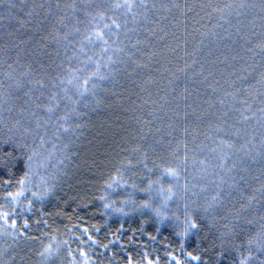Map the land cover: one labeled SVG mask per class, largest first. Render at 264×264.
Segmentation results:
<instances>
[{
    "label": "trees",
    "instance_id": "16d2710c",
    "mask_svg": "<svg viewBox=\"0 0 264 264\" xmlns=\"http://www.w3.org/2000/svg\"><path fill=\"white\" fill-rule=\"evenodd\" d=\"M7 2L0 7V231L18 239L0 243L16 246L14 264H199L189 252L210 264L248 257L247 241L264 227V0H143L146 7L141 0H27L31 16L18 8L9 15ZM126 3L131 9L116 6ZM17 18L30 23L21 27ZM137 147L157 172L176 168L201 203L219 191L221 177L235 183L223 185L217 217L231 222L229 211L254 197L222 248L223 221L210 224L211 213H194L200 227L177 235L180 186L166 201L168 185H153L159 212L104 208L115 201L130 211L133 200L147 198L122 186L145 183L134 174L144 171ZM224 155L245 158L248 171H223ZM129 161L139 168L129 170ZM53 185L43 200L31 195ZM49 244L58 253L45 260L39 253Z\"/></svg>",
    "mask_w": 264,
    "mask_h": 264
},
{
    "label": "snow or ice",
    "instance_id": "6c2138e0",
    "mask_svg": "<svg viewBox=\"0 0 264 264\" xmlns=\"http://www.w3.org/2000/svg\"><path fill=\"white\" fill-rule=\"evenodd\" d=\"M5 6V0H0V7H4ZM27 6V0H21L20 4H16L14 2H11V0H8L7 4H6V8L8 10V14L12 15V10L14 9H19V11L21 13H24V9ZM117 7H121V6H125L128 7L129 9H131L132 5L126 3L125 5H116ZM141 6L142 7H146V5L143 4V0H141ZM243 6V5H242ZM41 7H43V5H41ZM177 7H179V5H177ZM229 7H231L229 5ZM262 8H264V4L261 5ZM27 16H31L32 12H26L24 13ZM17 23L21 26L24 27L27 23H30V21H25L23 19H19L17 18ZM37 27H40V25L38 24ZM120 26L117 25V28H119ZM16 31H19V29L17 28ZM10 35H15L16 32H10ZM31 39V38H30ZM133 47H135V45H133ZM261 51L264 52V44H262L261 46ZM122 51V49H121ZM129 59H131V57H129ZM134 64H137L140 67H143L144 65L139 64L138 61L133 60L132 61ZM246 78V77H243ZM101 79H104V77H101ZM261 82H264V73L261 74ZM42 83V82H41ZM85 85H87L89 83L88 80L84 81ZM19 86V83H18ZM95 87H97V85L93 84L92 88L94 89ZM85 91H88V89H85ZM84 93L81 92V96H83ZM100 103H103L104 101H99ZM88 106V105H86ZM49 112H54V108H49L48 109ZM262 111H264V109H262ZM71 115V113H68L66 110V114L64 116L61 117L62 120L67 121L69 119V116ZM142 119V118H141ZM144 124H149L150 121L149 120H143L142 121ZM64 131L65 132H70L71 128L70 127H64ZM221 132H224V129H220ZM227 134V133H225ZM235 136L239 137L240 133L236 132L234 133ZM141 139L146 140L147 136H142L140 137ZM157 143H159V141H157ZM221 144H226L228 148H233L234 144L233 143H229L226 142L224 140H221L220 142ZM151 147V146H149ZM153 151H155V149H152ZM133 152H142V157L139 160V164H143L144 166V171L143 172H135L134 174L139 176L141 181H145V183L140 184L136 181H133L132 183L128 184H122L123 187H131L132 189H134L136 192L139 193H143L146 195V199H136L133 200L132 203L134 205V207L128 211L125 210V208L121 207V208H117L116 210H118L119 212H122L124 215H129L130 212H135V211H140L142 209H150L152 211H156L159 212V209L155 208L153 205V199L154 197L152 196V190H153V185H159L160 186V191H164V185L167 184L168 187L166 189V191L169 193V195L166 198V201H171L173 198V195H175V193L173 192V186H180L182 188V192H181V200L183 201L182 207L184 209L183 211V220L182 223L184 225V227L182 228L181 231L177 232V235L181 236V237H187L194 229H197L200 227V225L197 223V221L194 218V213L196 212H202L205 214L211 213V215L209 216V223L212 225H216L217 222H221L223 221V223H221V228L224 229V231L220 232V237H221V243L217 244V247H223L224 246V242L227 241V238L233 233V225L234 223L238 220V218L240 217V215L247 211L248 209V204L251 203V201L254 199V197H247L246 199L248 200V204H241L239 209H236L234 212L232 210L229 211V215L231 217H233L232 221L229 222L228 220V216H223V217H217L214 213H215V209L218 208L221 203H222V194L224 193L225 189L223 187V185L228 184V186L232 189H235L237 187V185L235 183H231L229 184V182L227 180H224L223 177H221L220 180V184L217 185V188L219 189V191L216 192L215 195L211 196V198H209L208 196H203V203H201L200 200V194H198L197 192L193 191L191 198L188 196V192H189V186L187 183L180 185V174L179 171L176 168H163L162 170H160L159 172L156 171L155 168L153 167H148V164L146 163V160L144 158H146L148 156V153L146 151H143L142 148L137 147L133 149ZM235 155V153L233 154ZM260 155V160H264V141H262V150ZM245 157L248 160H251L253 162L257 161L256 157L254 155H250L249 153H245ZM69 159H71V157H68ZM185 159H187V157H185ZM231 161V163H230ZM63 163V161H62ZM139 164L136 166H132L131 165V161H129V165L128 168L129 170L132 169L133 167L139 168ZM245 165V158L239 157L237 156V158L235 160H232L231 156H227L224 155L222 156V163L220 165L221 169L223 171H226L228 174L233 173L234 171L237 170V168L239 167L240 171H248L247 167L244 166ZM262 174H264V169L260 170ZM155 174V179L153 178V175H148V174ZM165 178H169L168 181L165 180ZM242 178V177H241ZM233 181L235 180V177H232ZM21 184L24 183L23 180L20 181ZM114 184H120V179L117 178L116 180H113L111 183H108L106 185L107 188L112 189ZM55 186L53 185L52 187L49 188H45L43 193H37V192H32L31 195L35 198L41 199L43 200L46 196H48L50 193H52V191L54 190ZM264 190V189H262ZM202 191H206V189L202 190ZM10 196H12V193H9ZM24 195L23 191L21 192H17L15 194V196H13V200L16 201L18 200V198L20 196ZM129 195L131 196L132 193H129ZM101 198V197H100ZM106 201V199H105ZM124 204H128L129 201L125 200L123 201ZM135 205H138V207H136ZM32 206V201H29L28 203V209L30 210ZM114 210V211H116ZM8 213L5 212L3 213V217L5 219V221H7L8 219ZM175 217L177 220H180L181 217L179 214L174 213ZM27 223L25 222L24 227H27ZM10 227L13 229H16V221L12 220ZM17 231H19V229H17ZM91 238V237H90ZM14 239H18V237L14 236ZM248 246L249 248H251L253 245H255L257 248H259L261 251H264V234H258L256 237L254 238H250L248 241ZM180 247L183 249L184 245L183 243L180 244ZM44 252L51 254L52 252V245L49 244L47 247H45ZM41 255H44V253H41ZM81 255H84V253H81ZM189 257L191 258V260L193 261H198L199 264H210L209 260L204 259L203 255L200 253L199 255H193L192 252L188 253ZM49 258H51V255L49 256ZM252 257L249 254L248 257H244L241 258L239 261V264H250ZM85 264H87V261H85ZM149 264H151V261H149ZM260 264H264V260L260 261Z\"/></svg>",
    "mask_w": 264,
    "mask_h": 264
},
{
    "label": "clouds",
    "instance_id": "9594fccd",
    "mask_svg": "<svg viewBox=\"0 0 264 264\" xmlns=\"http://www.w3.org/2000/svg\"><path fill=\"white\" fill-rule=\"evenodd\" d=\"M101 199L104 201L105 199L107 200V195L102 196ZM115 204H116L115 201L107 202L104 204V208L105 209L112 208L113 210H116L117 208L115 207ZM258 234H264V227L259 228L256 235L252 236V238L256 237ZM0 237H11L14 240V234L9 233L6 228L0 231ZM44 249L40 251L39 256L41 258H45V260L48 259L50 255L52 257L58 253V248L54 249L53 246H52L51 254L44 252ZM260 252H264V251H261L255 245L251 247L250 255L252 259L250 261V264H260V261L264 260L259 257L258 253ZM41 253H44V255H41ZM15 260H16V246L14 244H9L7 242L0 243V264H14ZM41 264H44V261H41Z\"/></svg>",
    "mask_w": 264,
    "mask_h": 264
}]
</instances>
